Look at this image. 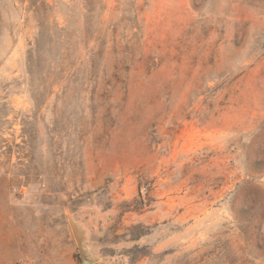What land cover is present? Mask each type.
I'll return each instance as SVG.
<instances>
[{"label": "rangeland", "instance_id": "rangeland-1", "mask_svg": "<svg viewBox=\"0 0 264 264\" xmlns=\"http://www.w3.org/2000/svg\"><path fill=\"white\" fill-rule=\"evenodd\" d=\"M31 1L0 0V264H264V0Z\"/></svg>", "mask_w": 264, "mask_h": 264}, {"label": "trees", "instance_id": "trees-1", "mask_svg": "<svg viewBox=\"0 0 264 264\" xmlns=\"http://www.w3.org/2000/svg\"><path fill=\"white\" fill-rule=\"evenodd\" d=\"M38 1L40 2V4L41 3L44 4L43 2L45 0H38ZM30 3H31V8L27 9L26 14L28 15V19H31L32 18V20H34V23L36 24V28L37 29H40L41 26H42L40 24V21L41 20H39L40 18H39V11H38V8H40V7L38 6V3H35V2H32V1ZM41 22H43V21H41ZM98 33H99L98 30L93 29L92 36H91V40L92 41L97 42L99 40ZM82 46H85V48H86L88 45L86 44V42H84L82 44ZM33 51H34V53H33ZM33 51L30 52V55L31 56L34 55V54H36V53H38L37 46H36V49H34ZM68 58H69V61L71 60L70 61V64L68 66H65L63 68V71L65 73H67V74H73V75L79 74L81 72V70H82V66L83 65L80 63V61L78 59H72L70 57H68ZM66 61H67V59H66ZM91 67H92L93 70H99V69H101L102 66H101V64H96L95 62H92V66ZM121 67L125 71H128L129 70V64H128V61H126V59H123L122 58L121 60H119L117 62V64H116V70L119 71V68H121Z\"/></svg>", "mask_w": 264, "mask_h": 264}, {"label": "water", "instance_id": "water-1", "mask_svg": "<svg viewBox=\"0 0 264 264\" xmlns=\"http://www.w3.org/2000/svg\"><path fill=\"white\" fill-rule=\"evenodd\" d=\"M84 264H89V262L87 260H83Z\"/></svg>", "mask_w": 264, "mask_h": 264}]
</instances>
